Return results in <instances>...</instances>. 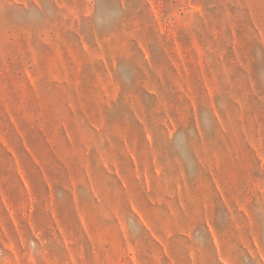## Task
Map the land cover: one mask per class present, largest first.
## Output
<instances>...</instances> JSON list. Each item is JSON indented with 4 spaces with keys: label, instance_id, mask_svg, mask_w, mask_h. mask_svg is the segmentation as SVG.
<instances>
[{
    "label": "rangeland",
    "instance_id": "374dc122",
    "mask_svg": "<svg viewBox=\"0 0 264 264\" xmlns=\"http://www.w3.org/2000/svg\"><path fill=\"white\" fill-rule=\"evenodd\" d=\"M0 264H264V0H0Z\"/></svg>",
    "mask_w": 264,
    "mask_h": 264
}]
</instances>
